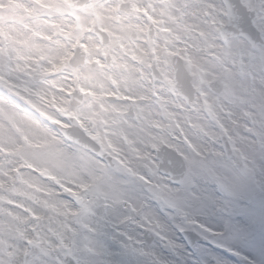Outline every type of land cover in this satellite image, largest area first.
Segmentation results:
<instances>
[{
  "label": "snow or ice",
  "instance_id": "1",
  "mask_svg": "<svg viewBox=\"0 0 264 264\" xmlns=\"http://www.w3.org/2000/svg\"><path fill=\"white\" fill-rule=\"evenodd\" d=\"M35 3L47 18L27 34L0 29V238L21 240L25 256L47 244L61 264H208L190 260L207 243L231 252L202 217L240 206L242 150L264 159V89L241 95L227 39L196 31L177 0ZM187 86L203 116L181 122L172 104ZM145 144L174 153L172 170Z\"/></svg>",
  "mask_w": 264,
  "mask_h": 264
},
{
  "label": "bare ground",
  "instance_id": "2",
  "mask_svg": "<svg viewBox=\"0 0 264 264\" xmlns=\"http://www.w3.org/2000/svg\"><path fill=\"white\" fill-rule=\"evenodd\" d=\"M18 1V2H17ZM183 1V0H182ZM182 1L177 0V3L182 4ZM188 1V0H186ZM15 2V3H14ZM17 2V3H16ZM206 0H189L190 7L184 10L186 13V16L184 19L186 22L193 24L195 27H199L201 21L198 19L197 16V10H199L198 7L200 5L204 4ZM32 3V0H27L26 3H21L20 0H0V11L7 12V8L10 6H14V12L12 13L14 15L13 22H8L6 26L1 25L0 27L4 28V31L8 32L9 34L16 35V34H27L31 27L37 26V24L31 23L29 21V17L33 15L34 9L29 8L28 5ZM24 8H28L25 10ZM24 10V11H23ZM27 12V14H25ZM180 13L177 12V15ZM26 18V19H25ZM136 18L133 19V22H139L138 20L135 21ZM37 23L36 21H33ZM40 27H44V25L41 23L39 25ZM238 42H234L232 44L233 49H241L244 47L243 43H240V48L237 47ZM232 57L235 59L234 64V71H243L250 70L249 67H251L253 64H264V56L260 53H255L250 55L249 57L242 56V55H234L233 53H230ZM251 71V70H250ZM253 73V71H251ZM247 91L241 92V95L245 98H248L252 95V89L255 88V84L250 87L249 85L244 84L243 85ZM259 89V88H255ZM249 155H253L256 158H259L258 156L254 155L251 151H247ZM260 165H264V159L259 158ZM257 186L262 185V182L259 180L256 184ZM254 188V186H253ZM261 204H264V199L262 202L253 203L251 200L246 198H241L239 201V205L242 209H244L245 214L248 217L256 218L257 210L258 208L261 209ZM229 208L227 206L223 208H217V209H209L207 213L202 217L208 224L213 225L218 221L225 222L227 228L224 230V235H219L220 238L223 239H229L231 237V234L235 232L234 230H237V235L241 237V240L236 241L234 243L235 245L242 244L244 247V250L247 252L248 255L254 256L256 259L263 261L264 259V226L262 227L258 223H254V220L248 224V226L243 227L236 220L229 215ZM215 222V223H214ZM216 225V224H215ZM240 226V228H239ZM218 237V236H216ZM14 240H17L16 237H13ZM241 246V245H240ZM16 249V247H14ZM42 249L47 251V246L43 245ZM216 258H219L222 264H234L232 261H234V258L232 257L230 252H225L222 249L216 248ZM42 253L40 254V257L36 258L33 264H58L57 260H55V255L57 253H60L62 251L52 250L47 251L48 254L45 255V252L41 250ZM210 256L209 253L205 254L204 257L208 258ZM33 258H31L29 261H32ZM5 260H12L15 262L14 256L12 259L10 257H6ZM191 261H196L192 260ZM215 264V263H212ZM236 264V263H235Z\"/></svg>",
  "mask_w": 264,
  "mask_h": 264
},
{
  "label": "rangeland",
  "instance_id": "3",
  "mask_svg": "<svg viewBox=\"0 0 264 264\" xmlns=\"http://www.w3.org/2000/svg\"><path fill=\"white\" fill-rule=\"evenodd\" d=\"M26 1L27 0H20L22 4L26 3ZM33 1L35 2V0H32V3ZM32 3H30L28 6L33 5ZM10 8L11 9L9 10V12L7 10L8 13L0 12V26L1 25L6 26L8 22L14 21L13 20L14 15L12 14L14 12L13 4L12 6H10ZM205 8H206V5L200 8L198 16L201 10ZM24 9L27 10L28 8H24ZM25 14H27V12ZM29 21L31 20L29 19ZM31 23L37 24L33 21H31ZM0 29L4 30L3 27H0ZM250 55L251 54H246L245 56L249 57ZM254 66H258V64H253L252 67ZM234 72L236 73V75L240 74L236 71ZM243 75H244V78L242 81H245V80L252 81L253 80L252 77L256 81V73H252L250 76L245 70V73H243ZM255 81L253 83H255ZM238 156H241V157L243 156L242 162H245V166L243 163V168L237 169L238 171L237 187H238V190L242 193L241 198L249 199L253 203L262 202L264 199V165H260L259 158H256L253 155H249L247 151L243 150L240 154H238ZM259 180L262 182V185L257 186L256 184ZM261 207H262L261 209L258 208L257 210L258 216H256V218L248 217L245 214L244 209L241 208V206L235 209L233 208L229 209V215H231L236 220V222H238V224H240L243 227L248 226V224H250L253 220H254V223L256 222L263 227L264 226V204H261ZM215 224L211 225V227L217 230L218 237H216V239L220 244L232 250L230 253L232 257L234 258V261H232L234 264L235 263L236 264H264V260L261 261V260L256 259L252 255H248L247 252L244 250V247L242 244H240L241 246L234 244L236 243V241L241 240L239 235H237L236 229L234 230L235 232L231 234V237L226 240V239L219 237V232L220 231L224 232V230L227 228L225 222L218 221ZM46 246H47V251L53 250L49 245L46 244ZM14 247H16V249ZM216 248L217 247H214L212 243H207L202 253H197L193 255L190 259L196 260V261L203 259V260H207L208 264H212V263L216 264L215 259H213V257H216L215 255L217 253L215 250ZM218 249H221V248H218ZM9 251H11L14 254L13 256L15 259V264H23V261L25 259L30 260L31 258H33L32 262L34 263L36 258L40 257V254L42 253L41 249L32 248V249H28V255L25 256V245L23 244L21 240H19L18 238L17 240H14L13 237L0 238V259L5 260L6 257L8 258ZM207 253L210 254L208 258L204 257V255ZM13 256H11L10 258L12 259ZM55 260H57L58 264H61V262L66 261V257L64 256L63 252H60L55 255Z\"/></svg>",
  "mask_w": 264,
  "mask_h": 264
},
{
  "label": "clouds",
  "instance_id": "4",
  "mask_svg": "<svg viewBox=\"0 0 264 264\" xmlns=\"http://www.w3.org/2000/svg\"><path fill=\"white\" fill-rule=\"evenodd\" d=\"M185 95L189 99L176 100L172 104V109L176 111L177 116L180 119V121L184 122V120L190 115L191 116H196V115L203 116V113L197 114L191 111L190 103H191V100L194 98L195 94L190 86H187L185 88ZM45 126L51 128L53 132H56L58 134L60 133V129L50 124H46ZM165 131L168 133L169 138H172L175 135V130L172 128H167L165 129ZM72 133L76 135L77 137H79L83 142L91 144V142L88 141L87 138L83 136V134L79 131V129L73 128ZM92 147L95 148V145H92ZM143 147L145 148L146 151H148L154 157V163H156L160 167L162 174L167 173L172 170L170 168L168 161L177 160V157H175L174 153L169 152L166 148H162L158 152H153L150 147V144H145L143 145ZM40 180H41V183L45 184L46 186L53 187V190L57 191L58 196L66 200H69V202H71V198L68 196L67 193L57 190L55 186L51 185V182L48 181L46 178H40Z\"/></svg>",
  "mask_w": 264,
  "mask_h": 264
},
{
  "label": "flooded vegetation",
  "instance_id": "5",
  "mask_svg": "<svg viewBox=\"0 0 264 264\" xmlns=\"http://www.w3.org/2000/svg\"><path fill=\"white\" fill-rule=\"evenodd\" d=\"M242 2L249 13L254 15L253 24L264 39V0H242ZM137 20L138 18H136L135 21ZM243 30L244 28L241 26V24L234 26V31L236 32H243Z\"/></svg>",
  "mask_w": 264,
  "mask_h": 264
},
{
  "label": "water",
  "instance_id": "6",
  "mask_svg": "<svg viewBox=\"0 0 264 264\" xmlns=\"http://www.w3.org/2000/svg\"><path fill=\"white\" fill-rule=\"evenodd\" d=\"M194 243H195V241H194Z\"/></svg>",
  "mask_w": 264,
  "mask_h": 264
}]
</instances>
